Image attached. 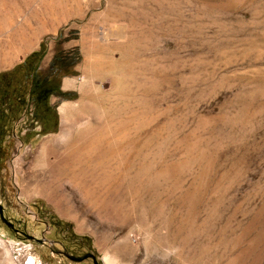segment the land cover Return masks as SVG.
<instances>
[{"label": "rangeland", "instance_id": "1", "mask_svg": "<svg viewBox=\"0 0 264 264\" xmlns=\"http://www.w3.org/2000/svg\"><path fill=\"white\" fill-rule=\"evenodd\" d=\"M41 43L73 73L5 130L0 264H264V0H0V72Z\"/></svg>", "mask_w": 264, "mask_h": 264}, {"label": "trees", "instance_id": "2", "mask_svg": "<svg viewBox=\"0 0 264 264\" xmlns=\"http://www.w3.org/2000/svg\"><path fill=\"white\" fill-rule=\"evenodd\" d=\"M44 51V43H41L40 47L30 52L21 63L10 70L0 72V150L6 128L12 120H17L19 114L29 105L33 108L34 117L43 122L41 134L57 129V113L49 103V97L60 94L57 78L73 73L74 59L56 56L49 73L43 75L39 71V64L45 54ZM57 66L63 70L62 74L60 68L55 70Z\"/></svg>", "mask_w": 264, "mask_h": 264}, {"label": "flooded vegetation", "instance_id": "3", "mask_svg": "<svg viewBox=\"0 0 264 264\" xmlns=\"http://www.w3.org/2000/svg\"><path fill=\"white\" fill-rule=\"evenodd\" d=\"M2 216H3V214H2ZM3 218H4V216H3ZM0 219L2 220V221H4L5 223H7V224H9L10 226H11V222H9V221H7L5 218H4V220L1 218V216H0ZM68 256H70V255H68ZM71 257V256H70ZM91 259L94 261L95 259H94V257H91Z\"/></svg>", "mask_w": 264, "mask_h": 264}, {"label": "bare ground", "instance_id": "4", "mask_svg": "<svg viewBox=\"0 0 264 264\" xmlns=\"http://www.w3.org/2000/svg\"><path fill=\"white\" fill-rule=\"evenodd\" d=\"M63 108V107H62ZM64 110V109H63ZM65 122V120H63ZM104 263L105 264H112V261H110L107 257L104 258Z\"/></svg>", "mask_w": 264, "mask_h": 264}, {"label": "water", "instance_id": "5", "mask_svg": "<svg viewBox=\"0 0 264 264\" xmlns=\"http://www.w3.org/2000/svg\"><path fill=\"white\" fill-rule=\"evenodd\" d=\"M0 216H1V218L4 220V218H3V216H2L1 206H0Z\"/></svg>", "mask_w": 264, "mask_h": 264}]
</instances>
